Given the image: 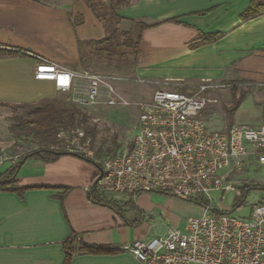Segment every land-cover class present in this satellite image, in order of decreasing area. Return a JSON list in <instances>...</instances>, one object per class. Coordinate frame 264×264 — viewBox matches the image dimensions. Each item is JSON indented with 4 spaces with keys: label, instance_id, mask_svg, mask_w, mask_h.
Listing matches in <instances>:
<instances>
[{
    "label": "crops",
    "instance_id": "obj_1",
    "mask_svg": "<svg viewBox=\"0 0 264 264\" xmlns=\"http://www.w3.org/2000/svg\"><path fill=\"white\" fill-rule=\"evenodd\" d=\"M121 1L116 5V0H103L115 6L121 30L133 31L135 23L149 25L140 31L133 72L152 85L146 99L159 87L190 88L204 79L215 84L264 82V13L244 22L239 18L250 0ZM201 32L219 37L200 43ZM105 34L103 23L86 0H0V46L30 52L75 73L82 70L78 42L99 40ZM34 65V57L28 54L0 57V102L70 99V94L58 92L52 81L35 79ZM80 82L74 79V87ZM252 98H257L259 114L247 122L233 115L235 125H264V89ZM87 163L70 155L53 162L28 159L23 163L16 174V185L29 187L23 198L0 191V264H63L62 243L71 232L79 244L115 250L90 254L75 248L72 264H141L125 252L127 244L183 227L186 218L174 217L175 223L168 221V227L150 235L140 231L153 213L169 217V206L175 200L161 192L112 196L116 209L91 202L88 191L97 173ZM12 165L0 163V176ZM130 196L139 214L122 205L129 204ZM254 200L246 216L253 204L264 202V194ZM187 202L195 216L202 213L198 202ZM131 223H136L133 230L128 227Z\"/></svg>",
    "mask_w": 264,
    "mask_h": 264
},
{
    "label": "built area",
    "instance_id": "obj_2",
    "mask_svg": "<svg viewBox=\"0 0 264 264\" xmlns=\"http://www.w3.org/2000/svg\"><path fill=\"white\" fill-rule=\"evenodd\" d=\"M26 54L35 59L34 78L52 81L58 92L70 94L76 106L134 104L138 108L130 147L113 156H96L80 127L57 133L60 148L101 168L93 189L132 196L161 192L200 204L202 213L188 217L183 227L135 239L125 252L141 264H264V202L253 204L243 217L222 206L227 194L234 193L233 200L240 195L231 177L254 163L264 167V125H233L224 131L208 127L203 110L217 102L208 92L225 84L204 79L190 88L174 87L179 90L159 87L150 98L132 103L119 93L117 84L124 79L118 75L75 73ZM74 79L85 81V89L75 88ZM134 80L147 82L140 77ZM215 195L222 207H212Z\"/></svg>",
    "mask_w": 264,
    "mask_h": 264
},
{
    "label": "rangeland",
    "instance_id": "obj_3",
    "mask_svg": "<svg viewBox=\"0 0 264 264\" xmlns=\"http://www.w3.org/2000/svg\"><path fill=\"white\" fill-rule=\"evenodd\" d=\"M135 50H137L136 52L138 54L140 51V44L136 49H127L124 46H120L117 47L112 53H86L83 56L84 67L82 70L100 74L118 75L124 79L119 81L117 84V89L123 97L132 103L139 100H146L147 94H149V91L152 90V85L147 82L141 83L134 80L135 75L133 72L137 57V55H135L136 53H134ZM225 85L226 87L223 89L210 90L208 92L210 93V96L217 99L216 103L207 104L202 113L203 118L211 130L224 131L235 125L233 123V115H235L237 120L247 122L250 120L254 121L255 115L257 113L259 114L260 112V108L256 102H258L257 98H260L261 95L256 96L257 98L252 97L253 93L264 89V82L257 84H245V82L233 81L226 82ZM85 87V81L81 80L79 84V90H84ZM168 88L179 90L178 88L174 87ZM233 94L236 96L240 95L245 100L243 101L242 106L233 112L232 121L229 123L230 120L228 111L232 110L233 108ZM202 95L206 94L203 93ZM249 95H252V97ZM58 100L65 104H73V102H71L67 96H61ZM78 107L84 114L87 115L88 119L86 125L88 127L94 128V136L88 137L92 141L93 149L95 151L101 150L100 155L106 156L105 151L108 148L111 149L113 147L114 141H116V143L119 145L117 151H121L130 147L138 119V108L136 105L130 104L129 106L121 107L99 104L95 106ZM20 113L21 110L19 109L13 110L10 107L0 106V155L3 159V162H12L13 165L18 162L20 155L39 145V142L33 136L16 137L9 132L8 127L13 122V117ZM64 155L75 156L82 159V157L72 153ZM83 159L87 160V164L95 168V173L98 172V165L93 160L88 158ZM231 179L232 183L237 188L238 193L240 192V187L242 185H248L251 187L254 185L264 186V167L260 164L255 165V163L248 165L243 171L231 177ZM262 194H264V192L261 189L250 190L244 203L241 206L235 208L234 211H232V214L237 217L246 216L250 209L251 202L255 201L254 199H256V196H260ZM100 195L109 199L112 196H129L127 194L112 195L104 193H100ZM165 196L175 200V202L169 206V217H164V215L158 213L151 214L150 218L143 221L142 229L140 230L143 235H145L147 232L150 235L156 229L168 227V221L175 223L174 217L187 219L188 216L196 215L190 208L189 202L186 200L169 195ZM130 197V203L127 206L125 204L122 205L125 206L126 209L133 210L134 213L139 214L138 208L135 209L136 203L134 202L133 197ZM233 199L234 193L227 194L222 206L231 210L233 208V204L235 203V200ZM222 206L220 203H218L217 195H215V199L212 202V207L218 208ZM136 223L129 224L128 227L130 230L136 228Z\"/></svg>",
    "mask_w": 264,
    "mask_h": 264
},
{
    "label": "trees",
    "instance_id": "obj_4",
    "mask_svg": "<svg viewBox=\"0 0 264 264\" xmlns=\"http://www.w3.org/2000/svg\"><path fill=\"white\" fill-rule=\"evenodd\" d=\"M86 1L97 19L103 23L106 34L99 40L78 42L81 52L80 64L82 68L84 67L83 56L86 53H112L120 46H124L127 49H136L138 47L141 41L140 31L147 28L149 25L135 23V29L133 31H123L119 27L121 16L117 13L114 5H106L102 2L103 0ZM110 1L112 3L114 0ZM121 3V0H116V5ZM262 13H264V1L250 0L247 8L240 14L239 18L242 22H244L257 17ZM217 37H219V34L201 32L199 42L211 43L217 39ZM85 46L87 48L84 49ZM136 51L137 50L134 51V53H136L135 55H137ZM23 54H26L23 50L8 46H0V57ZM232 98L233 108L228 111L230 120L229 123L232 121L233 112L238 108L241 101L244 99L242 96H236L235 94H233ZM0 106L10 107L13 110H21L20 114L13 117V122L8 127L9 132L13 136H33L39 142L37 147L20 155L18 162L10 166V168L0 176V191L15 192L21 199L23 198L25 190L29 187L17 186L16 174L25 161L28 159H34L42 162H53L60 156L69 153L59 147L60 143L57 139V133L59 131L80 127L87 136H94V128L86 125L88 119L87 115L84 114L75 104H65L60 102L58 99H44L35 103L8 104L0 102ZM262 116H264V104L262 106ZM118 147L119 145L116 141H114L113 147L111 149L108 148L105 151L106 156L100 155L101 150H94L95 155L101 158L113 156L116 154ZM97 176V174L93 176L90 184L93 183ZM262 188H264V186L254 185L251 187L248 185H242L240 187V196L235 199L233 209L244 203L250 190ZM88 198L93 203L104 205L112 209L118 208L114 201L101 196L95 189H89ZM75 248H79L83 253L90 254H102L115 251L114 249L102 245L95 246L79 244L75 234L71 232V234L62 243V250L64 253L63 264H72V255Z\"/></svg>",
    "mask_w": 264,
    "mask_h": 264
},
{
    "label": "water",
    "instance_id": "obj_5",
    "mask_svg": "<svg viewBox=\"0 0 264 264\" xmlns=\"http://www.w3.org/2000/svg\"><path fill=\"white\" fill-rule=\"evenodd\" d=\"M98 170L100 172V174L98 175V177H96V179L93 181L92 185H91V188L93 189L97 183V181L99 180V178L101 177V168L98 167Z\"/></svg>",
    "mask_w": 264,
    "mask_h": 264
}]
</instances>
